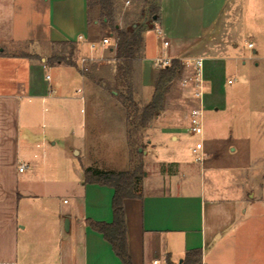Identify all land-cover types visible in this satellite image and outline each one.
<instances>
[{"label":"crops","instance_id":"1","mask_svg":"<svg viewBox=\"0 0 264 264\" xmlns=\"http://www.w3.org/2000/svg\"><path fill=\"white\" fill-rule=\"evenodd\" d=\"M89 3L90 0H0V59L7 56L8 48L41 44L34 39L32 21L41 20L40 12L46 15L44 46L31 58L10 54L19 63L27 64L30 73L32 64H37L35 69L43 74L41 79L32 82V89L24 96L0 93V263L122 264L111 245L88 223L113 221V189L84 182L87 168L116 172L84 165L90 144H104L108 137H102L97 128L86 131L84 125L76 127L70 143L73 157L80 162L75 164L67 157L49 158L51 149L44 134L39 136L35 131L41 113L33 100L43 105L54 91H62L57 98L71 101L63 88L75 82V76L88 87L86 93L90 96L96 86L101 89L102 84L116 81V54L110 47L94 52L95 56L109 54L107 63L94 66L89 71L92 75L82 72L80 60L90 54L89 43L100 44L106 36L115 37L107 31L111 28H105L97 18L91 19ZM155 5L159 20L154 29L143 33V47L131 80L146 100L150 101L154 93L155 59L163 53L157 27L163 29L170 42L168 55L172 60L203 61L207 92L226 71L232 68L239 72L236 62L243 59L235 55L243 52L238 50L243 41V48L253 44V53L258 54L260 38L264 36V0H156ZM145 8L143 0H115L119 26L143 22ZM100 29L108 35L99 38L96 32ZM80 36L83 41L78 40ZM61 45L69 48V57L62 56L52 64L47 53ZM48 74L50 81L46 80ZM23 98H28L25 105ZM86 98L81 96L80 100ZM215 110L219 111L217 107ZM119 117L124 127L116 142L123 151L119 153L123 165L129 160L126 112ZM21 128H25L24 135ZM159 130L160 135H168L175 143L184 132L170 127ZM254 133L253 129L233 126L228 131L227 144L236 147L200 150L198 159L208 171V186L202 183L203 170L200 174L194 172V161L175 160L163 152V144L147 142L152 152H144L146 166L151 162L168 167L176 164L187 178L183 184L154 190L147 183V173L141 197L124 201L132 264L155 260L160 264H264V160L263 173L256 178ZM51 148L61 154L66 152L57 142ZM21 166H26L23 172L19 171Z\"/></svg>","mask_w":264,"mask_h":264},{"label":"rangeland","instance_id":"2","mask_svg":"<svg viewBox=\"0 0 264 264\" xmlns=\"http://www.w3.org/2000/svg\"><path fill=\"white\" fill-rule=\"evenodd\" d=\"M90 3L92 4L91 19L97 18L101 20L99 7L95 6L96 0H90ZM40 19L36 23L33 20L32 23L35 26L33 31L34 39L38 40L41 44L29 43L21 47H15L14 49L8 48L7 56L0 59V93L9 92L24 96L28 90L32 89V82L34 83V81L41 79V75L43 74L36 71L35 66L37 64H32L30 73L27 64L19 63L17 59L10 55L11 52H15V54L22 55L23 58L24 56L31 58L35 55L34 52H37L40 47L44 46L46 15L40 12ZM107 31L109 33L111 32L110 29ZM105 32V30L100 29L96 32V35L102 38L108 35ZM243 42L238 48V50L243 52L235 55L242 56L243 59L236 62L239 64L236 66L239 72L232 68L230 71H226L220 81L210 86L211 90L208 89V92L206 91L201 101L203 111L202 134L196 135L186 130L190 126L191 111L198 107L199 103L193 95L194 87L192 79L194 77V68L187 66L184 61L185 72L183 73L182 79L176 81L171 91L167 94L164 113L159 119L151 122L153 123L152 127L144 131V137L140 138L136 147L129 146L127 151L129 160L124 162L125 164L123 165H121L119 156L120 151H123L119 149L118 143L116 142L118 137L122 135L121 132L124 127L119 115L122 113L125 114V112L134 113L135 108L141 111L151 102V100H146L142 92L137 90L135 86H132L131 81L133 102L128 104L129 107L125 108L124 100L118 96V93H126V86L118 85L116 81L114 83L112 82V84H102L101 89L96 88V86V90L94 92L91 91L90 96L88 94V87L86 85L83 86L79 77L75 76L77 80L75 82L72 81L63 88V92L68 91L66 96L71 98V101L65 102L63 99L57 98L63 94L62 91L59 93L54 91L52 98L45 101L43 105L33 100V103L38 105L41 113L40 118L37 119V124H35V131L39 136L44 134L46 145L51 149L48 153L50 154L49 158L57 160L62 159V157H67L70 160L72 159L73 163L76 164L79 160L73 157L70 149L72 131L76 127L81 128L82 125H84L86 131L97 128L98 131H101L102 137L108 138L104 144H96V142L90 144L91 149L87 150V154L85 153V155H88V161L86 160L84 165L88 164V166H92L93 168L113 169L116 172H122L131 169L134 166L133 161L143 163V179L149 173L150 177L147 183L149 185L152 184L154 190H161L158 186H162L166 190L170 185L183 184L187 178L186 172L176 164L168 167L166 165H154L151 162V164H147L146 166L144 152H152L150 147L147 148L148 141H154V144L157 142L163 144L160 147L164 150L163 152L174 156V158L171 156L169 158L194 161L196 163L194 172L197 170V173L200 174V171L203 170L202 183L203 186L205 183L208 186V171L206 167L201 165L198 159L201 151L194 154L192 149L197 144H201L205 151L209 149H226L228 147L227 136L230 127L241 126L243 128L253 129L255 132V175L257 178L263 173L262 162L264 160L262 158L264 151V36L260 38L261 46L258 49V54H254L247 47L243 48ZM229 49L231 50L232 48L230 47ZM68 52V47L63 45L56 46L53 47L52 51L47 53L46 57L49 60L52 57H69ZM102 54L105 57L104 61L92 64L89 71L96 65L107 63L106 61L110 55L104 54V52ZM162 55L163 53L157 57ZM226 56L229 57L231 55ZM223 62L225 63V60ZM242 62L245 64H242ZM55 73L56 71L53 70L51 75L54 76ZM91 73L86 72L88 75H92ZM228 81H232V84H228ZM79 89L81 91L80 93L78 91ZM149 89L147 88V91ZM81 96H87L86 100L81 101ZM22 100L23 105L28 103V98H23ZM67 103L69 106L65 107ZM216 107L219 109L218 112L215 110ZM65 112L67 115L64 114ZM71 113H73V117L70 116ZM21 124L23 125V120ZM160 127H170L178 130L184 129V132L179 136V141L175 143L170 140L168 135H160ZM24 132L25 128H21L22 135H24ZM93 132H96V130H93ZM55 142H57L58 147H63L66 152L61 154L58 150L52 149L51 146ZM231 147H236V145ZM231 147H228L227 150ZM136 152H139L140 156H137L135 159ZM38 154L41 157L42 151L39 150ZM79 156L77 155L76 157ZM141 187L145 190L146 185Z\"/></svg>","mask_w":264,"mask_h":264},{"label":"trees","instance_id":"3","mask_svg":"<svg viewBox=\"0 0 264 264\" xmlns=\"http://www.w3.org/2000/svg\"><path fill=\"white\" fill-rule=\"evenodd\" d=\"M146 19L133 25L120 27L115 11V0H96L95 6L99 7L101 23L118 39L116 54V82L118 85L126 86V93H118L124 100L125 108L133 102L131 79L134 73L135 62L139 59L143 47V33L155 28L159 20V8L155 5L156 0H143ZM90 8L92 4L89 3ZM106 20V21H104ZM59 57H52L50 62L56 63ZM185 64L182 60L174 59L170 67L159 70L156 73L154 93L151 102L141 111L135 108L134 113L127 115V133L130 147H136L138 136L150 123L164 112V104L167 94L171 91L174 83L183 77ZM138 149V148H137ZM136 152L134 158L139 155ZM134 166L122 172H106L87 168L84 171V182L106 186L114 191L112 200L113 221L110 224L89 221V226L101 234L111 245L115 255L122 264H132L128 249V236L126 227V216L124 212V201L141 197V184L144 175L143 163L135 161Z\"/></svg>","mask_w":264,"mask_h":264},{"label":"built area","instance_id":"4","mask_svg":"<svg viewBox=\"0 0 264 264\" xmlns=\"http://www.w3.org/2000/svg\"><path fill=\"white\" fill-rule=\"evenodd\" d=\"M156 35L160 41V47L163 51V55L160 57H157L155 59V68L156 70H162L167 67H170L172 64V59L168 55V49L170 47V42L166 38V35L163 31L162 28L157 27L155 29ZM79 41H83L84 37L80 36L78 38ZM111 48L114 52H116L117 47H118V39H116L113 36H106L101 39L100 44L90 42L88 45L90 54L88 56H83L80 60V65L83 73L89 72L90 66L92 64H95L100 61H104L105 57L104 55L100 53L99 56H95L94 52L98 50L99 48L101 49H106V48ZM254 48L253 44L248 45V49L252 50ZM103 53V52H102ZM187 66L193 67L194 68V77L192 79L193 82V87H194V98L198 101L199 105L195 109L191 111L190 114V126L187 129L190 133L192 134H202L203 132V124H202V116H203V111L201 108V101L205 95L206 91V85H205V80H204V63L202 60H189L186 61ZM46 80L50 81L51 77L48 74L46 76ZM228 84H232V81H229ZM81 91H79L80 93ZM202 149L201 144H197L194 149H192V152L194 154H197L198 151ZM26 166H21L19 168L20 172H23L25 170ZM0 264H14V263H0ZM145 264H160V261L155 260L151 263H145Z\"/></svg>","mask_w":264,"mask_h":264}]
</instances>
